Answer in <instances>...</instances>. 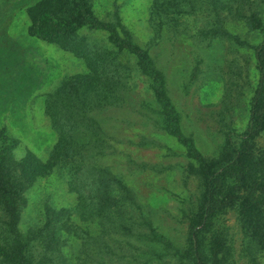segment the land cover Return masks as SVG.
<instances>
[{
    "label": "rangeland",
    "instance_id": "1",
    "mask_svg": "<svg viewBox=\"0 0 264 264\" xmlns=\"http://www.w3.org/2000/svg\"><path fill=\"white\" fill-rule=\"evenodd\" d=\"M40 1L0 0V130L6 128L17 139V157L32 150L47 160L59 138L47 114L48 98L72 80L90 79L94 72L84 55L30 33V9ZM90 2L99 18L119 20L122 33L127 31L150 50L166 77L184 132L204 157H218L230 131L247 129L259 80L251 46L262 40L248 19L253 7L264 19V0ZM79 35L114 53V61L103 62L119 67L118 102L93 113L116 136L109 142L117 152L102 166L123 181L107 194L117 196L126 209L120 217H146L184 252L189 251L192 225L199 222L205 252L215 248L221 264H264V249L252 239L238 205L243 199L239 187H228L210 222L201 223L206 222L205 181L192 168L198 161L167 131L153 83L137 58L116 50L106 31L84 27ZM105 66L97 67L99 75ZM253 149L264 153V133L253 141ZM68 177L65 168L56 167L29 189L23 226L44 224L46 202L70 217L63 220L96 226L81 220L79 195L69 189Z\"/></svg>",
    "mask_w": 264,
    "mask_h": 264
},
{
    "label": "trees",
    "instance_id": "2",
    "mask_svg": "<svg viewBox=\"0 0 264 264\" xmlns=\"http://www.w3.org/2000/svg\"><path fill=\"white\" fill-rule=\"evenodd\" d=\"M252 10L248 22L260 31L262 40L251 46L259 80L250 101L248 126L243 132L230 131L224 151L207 159L184 132L166 77L150 50L127 31L122 33L119 20L99 18L90 0H41L31 7L34 22L30 33L84 55L94 74L90 79L68 82L48 98L47 114L59 138L47 160L32 150L17 157V139L6 128L0 130V264H221L215 248L205 252L199 222L192 225L189 251L184 252L146 217H120L118 213L124 214L126 209L117 196L107 195L123 182L102 166L106 157L117 152L109 142L116 136L102 126L93 111L118 102L121 76L119 67L103 62L114 61V53L80 37L79 30L84 27L108 32L116 50L133 54L152 81L167 131L187 147L198 161L192 168L204 178L202 213L206 222L201 223L210 222L220 195L237 186L243 190L238 205L247 230L264 249V153L253 149V141L264 133V19L255 7ZM102 65L106 66L99 75L97 67ZM56 167L69 173L67 184L79 195L81 220L96 226L63 220L70 217L49 202L43 211L44 224L22 225L29 189ZM236 198L232 197L231 204Z\"/></svg>",
    "mask_w": 264,
    "mask_h": 264
}]
</instances>
